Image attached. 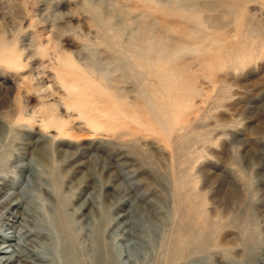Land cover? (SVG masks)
Wrapping results in <instances>:
<instances>
[{
    "label": "rangeland",
    "instance_id": "1",
    "mask_svg": "<svg viewBox=\"0 0 264 264\" xmlns=\"http://www.w3.org/2000/svg\"><path fill=\"white\" fill-rule=\"evenodd\" d=\"M152 1L0 0V189L31 175L112 264H264V0ZM152 41L163 86L134 58Z\"/></svg>",
    "mask_w": 264,
    "mask_h": 264
},
{
    "label": "bare ground",
    "instance_id": "2",
    "mask_svg": "<svg viewBox=\"0 0 264 264\" xmlns=\"http://www.w3.org/2000/svg\"><path fill=\"white\" fill-rule=\"evenodd\" d=\"M145 1L147 3H149V2L154 3V1H152V0H145ZM169 14L173 15V16L183 15L182 18H185V19L188 17H191L189 14H188L189 16L185 17L186 15L182 14L178 10H171V11H169ZM144 41H146V40H144ZM147 43H148L147 45L150 46V48H151V52H149L148 54L145 53L143 55L141 53L134 55V58L136 59L135 62L138 63V66L142 65L145 68V71L150 76H152V77L154 76L155 78H157V81L163 86L165 84L164 82L166 81L165 80V74H167L166 73V65L169 62L177 61L176 53L163 50L161 43L159 41H156V42L152 41L150 43L149 42H147ZM175 81H177V80H175ZM77 83L78 82H76L75 80H65V81H63L62 84H63V87H65V90L68 92H71L73 94H75V93L79 94L80 97L83 94L86 95L85 89H83L82 86H79V84H77ZM41 85H42L41 90H39L40 94L41 93L43 94V96H44L43 100L48 101L47 97L49 95H45V92L48 91V86H43V84H41ZM172 85H174V84H172ZM177 104L179 106L180 103H178V101H177ZM153 113H154L153 115H155L156 119H158L159 114L155 111ZM53 119H49V120H50V123L54 127L56 126V128L58 129L57 132L58 133H60V132L65 133L66 130L62 131V129L64 128V125H62L59 122V120H56L57 118L55 119L53 117ZM11 121H13V120H11ZM44 121H42V122H44ZM159 121H162V119H160ZM47 122H49V121L47 120ZM162 122H164V121H162ZM166 124H167V122H166ZM7 126H8V124H7ZM14 126H15V124H14ZM43 126H47L46 123H44ZM2 128L3 127H1V125H0V130ZM64 129H66V128H64ZM63 133H60V134H63ZM43 134L39 133V135H41V137L44 136ZM47 136L49 137V134L45 133L46 138H48ZM50 136H52V135H50ZM29 166H30L29 164L25 165L23 163L19 165V167L22 170L23 169L28 170ZM17 169H18V167H17ZM30 176L26 178L25 188H23V189L21 188L22 190H19V191L9 190L8 192H5V191L1 190L2 188L0 189L1 190L0 193L4 194V196H0V216H1V219H3L2 214L4 216L7 215L9 217V218H7L8 221L5 223V225L0 223V264H112L111 260H109V255L107 252H104L103 254L96 256L95 250L92 249L90 252H88L87 249H85L84 247H82L80 245V243L77 240L75 227H74L75 222L73 221V219L71 217L72 215L70 214V216H69L68 212L65 210L67 212L66 213L62 209L63 207L61 208L59 206L57 209H55V210L53 209L54 210L53 212L47 211V209L44 205V201L41 200V197H40L41 194L39 192L40 191L39 188H38L39 193L38 192L35 193L32 190V188L33 189L35 188L36 183L33 182L32 178ZM42 180L43 179H41V181ZM35 182H37V181H35ZM4 183H5V181H4ZM39 184H40V182H39ZM51 197H54V196H51ZM58 199H60V197ZM63 204H61V205H63ZM51 208H53V207H51ZM197 209H198V207H197ZM198 216L200 217V215H198ZM198 216L196 217V219H198ZM73 217H74V215H73ZM204 221L199 219L196 221V223L198 226V231H200L201 235L207 236L209 233V226L206 225V223ZM126 224H127V222H126ZM80 225H82V224H80ZM191 225L193 226V224H191ZM90 227H91V225H90ZM129 227H131V226H129ZM132 230L134 231L133 228H132ZM137 232H139V231H137ZM176 232H177V234H176V236L172 242V248H171V252H170L173 260L178 258V256L182 253V250H184L183 248L185 247V244H184L185 240H187L190 236H192L187 231V228L185 229V227H183L182 225L179 226V228L177 229ZM84 236H85V233H84ZM195 239L192 242L196 243ZM200 240H202V239H200ZM154 242H155V240H154ZM148 244H149V242H148ZM127 245L128 244H126V246ZM128 247H129V245H128ZM96 248H97V246H96ZM124 249H126V247H124ZM114 250H116V249H114ZM146 252H147V250H146ZM186 252H188V251H186ZM135 256H136V254H135ZM188 256H187V258H189ZM126 260H130V258L126 259ZM128 262H130V261H128ZM179 262H180V260H179ZM187 262H188V260H187ZM175 263H176V261H175Z\"/></svg>",
    "mask_w": 264,
    "mask_h": 264
}]
</instances>
